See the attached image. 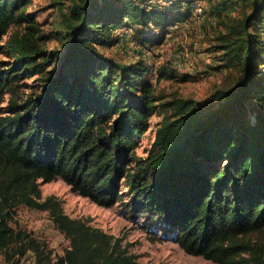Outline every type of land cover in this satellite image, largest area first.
Segmentation results:
<instances>
[{"label":"trees","instance_id":"16d2710c","mask_svg":"<svg viewBox=\"0 0 264 264\" xmlns=\"http://www.w3.org/2000/svg\"><path fill=\"white\" fill-rule=\"evenodd\" d=\"M34 0H0V254L21 264L50 258L17 229L22 206L47 211L70 244L58 264H145L122 240L68 216L41 182L62 179L102 207L120 205L154 239L173 237L215 264H264V0H208L217 17L209 52L228 85L212 112L158 93L152 67L124 66L101 48L136 30L151 46L191 20L196 0H52L63 50L29 12ZM240 7L225 13V6ZM231 7V6H230ZM230 9H233L231 7ZM238 11V10H236ZM215 14V15H214ZM52 34V33H51ZM54 34V33H53ZM158 82L185 81L171 67ZM160 116L147 155V138Z\"/></svg>","mask_w":264,"mask_h":264},{"label":"rangeland","instance_id":"374dc122","mask_svg":"<svg viewBox=\"0 0 264 264\" xmlns=\"http://www.w3.org/2000/svg\"><path fill=\"white\" fill-rule=\"evenodd\" d=\"M200 1L204 8L207 7L208 0ZM216 1L219 3L221 0ZM51 2L52 0H34L29 12L37 16L43 32L51 35L52 38L47 41L46 46L50 49L63 50L61 36L56 33L59 24L54 22L57 11L51 6ZM230 6L233 9H230ZM230 6H225L223 12L236 14L241 10L240 7L235 9L234 6ZM216 21V15L208 13H205L201 19H194L192 16L188 22L171 27L163 43L156 46L145 44L136 30L124 27L120 29L122 33L118 34L121 39L119 43L101 49L124 66L133 65L137 61H144L150 65L155 73L151 79L158 93L192 98L215 112L218 102L211 96L217 89L228 85L227 80L230 78L227 70L215 69L218 64L214 61L213 54L209 52L215 35ZM3 57L0 55V58ZM162 66L173 68L178 77L187 80L158 82L156 69ZM160 120L161 117L158 115L153 117L147 138L139 140V154L147 155L151 141L154 139L156 123ZM41 190L43 199L51 195L60 199L64 212L71 218L84 220L93 227L121 239L122 244L127 246L142 263L215 264L202 256L186 253L173 237L154 239L156 234L160 235V233L158 231L155 234L148 233L140 224L141 221L132 218L122 206L116 205L110 208L99 206L88 198L72 192L70 186L62 179L49 183L41 182ZM13 223L17 229L30 233L46 245L50 258L43 264H58L57 257L63 255L65 249L69 247V240L57 229L47 211L22 206L15 214ZM0 264H11V262L6 261L5 255L0 254ZM21 264H35L34 255L28 251L21 259Z\"/></svg>","mask_w":264,"mask_h":264},{"label":"built area","instance_id":"2783aa9c","mask_svg":"<svg viewBox=\"0 0 264 264\" xmlns=\"http://www.w3.org/2000/svg\"><path fill=\"white\" fill-rule=\"evenodd\" d=\"M148 3H154L157 0H147ZM160 3H165L164 0H158ZM174 1V0H169ZM193 9V18L194 19H201L205 16L204 13V6L202 5V2L200 0H196L192 6ZM122 33L121 30L118 31V34Z\"/></svg>","mask_w":264,"mask_h":264}]
</instances>
